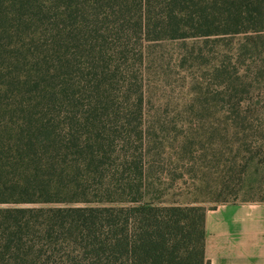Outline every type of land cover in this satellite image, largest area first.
<instances>
[{"label": "trees", "instance_id": "obj_1", "mask_svg": "<svg viewBox=\"0 0 264 264\" xmlns=\"http://www.w3.org/2000/svg\"><path fill=\"white\" fill-rule=\"evenodd\" d=\"M263 38L264 0H0V264H208L206 207L156 175V139L179 145L143 127L144 72L165 43L212 54L220 101L191 108L224 117L244 172L264 165V129L239 127L264 117L244 83Z\"/></svg>", "mask_w": 264, "mask_h": 264}, {"label": "rangeland", "instance_id": "obj_2", "mask_svg": "<svg viewBox=\"0 0 264 264\" xmlns=\"http://www.w3.org/2000/svg\"><path fill=\"white\" fill-rule=\"evenodd\" d=\"M262 43L258 41L254 63L244 80L245 84H251L255 89L253 101L257 109L264 105V66L260 65V61H264ZM166 44L154 46L150 52L149 70L144 72L145 114L142 117L147 133L175 139V145H179L178 148L163 149L156 139V151H165L166 158L157 157L154 169H157L156 175L160 181L171 186L164 198L179 203L201 204L206 208L226 201L264 199V165L253 162L242 172L240 166L234 164L235 137L223 130L225 124L222 125L221 120L224 117L207 106L203 109L198 106L200 110L191 108L194 103L211 106L220 101L219 94L215 96L220 86H212L211 71L208 66L203 68L212 54L207 50L198 52L197 45ZM224 47L216 46L215 49L219 52ZM178 54L179 57L183 55L186 62L183 67L187 69L185 74H194L193 84L184 80L185 74L181 68L178 70ZM198 76L201 79L197 80ZM210 88L213 89L210 91ZM260 113L256 112L250 117L253 120L251 124L240 120L239 127L264 129V126H256L255 118L264 121ZM182 137L185 140L179 143Z\"/></svg>", "mask_w": 264, "mask_h": 264}, {"label": "crops", "instance_id": "obj_3", "mask_svg": "<svg viewBox=\"0 0 264 264\" xmlns=\"http://www.w3.org/2000/svg\"><path fill=\"white\" fill-rule=\"evenodd\" d=\"M204 228L208 264H264V199L206 208Z\"/></svg>", "mask_w": 264, "mask_h": 264}]
</instances>
